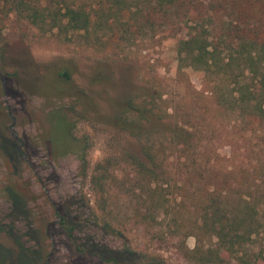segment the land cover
I'll return each mask as SVG.
<instances>
[{
  "label": "rangeland",
  "instance_id": "1",
  "mask_svg": "<svg viewBox=\"0 0 264 264\" xmlns=\"http://www.w3.org/2000/svg\"><path fill=\"white\" fill-rule=\"evenodd\" d=\"M96 1L0 0V264H94L84 252L96 245L113 253L130 249L164 264H205L197 259L221 248L220 241L199 229L186 236L193 216L187 211L175 222L179 198L168 203L170 215L152 226L138 218L141 176L130 156L142 157L145 139H132L118 126L119 118L129 117L123 103L131 93L140 98L146 84L161 82L172 107L187 95L189 105L180 117L195 134L200 161L216 170L248 163L261 174L264 134L246 130L231 109L198 95L199 73L177 77V37L147 24L139 11L114 24L111 13L100 11L82 28L70 25L65 5ZM262 9L264 4H257L255 13ZM61 121L66 127L62 144L56 139ZM149 140L166 147L156 160L170 181L169 199L178 192L177 181L190 193L192 176L179 179L170 142L157 135ZM100 164L107 171L99 170ZM94 176L104 180L98 183ZM16 195L23 200L18 206L11 200ZM58 212L80 222L75 244ZM253 229L257 232L244 246L223 254L218 264H264V215Z\"/></svg>",
  "mask_w": 264,
  "mask_h": 264
},
{
  "label": "trees",
  "instance_id": "2",
  "mask_svg": "<svg viewBox=\"0 0 264 264\" xmlns=\"http://www.w3.org/2000/svg\"><path fill=\"white\" fill-rule=\"evenodd\" d=\"M260 3L264 4V0H98L89 6L67 4L64 16L78 29L90 24V18L100 11L111 13L113 24L134 14V9L139 11L147 24L159 25L177 37L176 76L185 78L191 72L199 73L201 87H194L198 95L221 109H231L237 114L239 123L247 125L246 130L262 135L264 9L255 13ZM62 77L68 80L69 75L65 72ZM163 83L157 86L146 84L141 100L137 94L131 93L123 103V113L129 117L119 118L117 123L130 138L145 139L141 142L142 157L130 156V165L137 176H141L138 178L141 206L137 216L142 224L152 226L161 215H170L168 203L179 198V209L173 217L175 222L178 223L179 216H184L187 211L193 216L192 226L185 228L186 236L193 234L191 230L199 229L210 232L220 241L221 248L205 251L203 253L208 257L197 260L218 264L223 254H236L244 246L245 239L257 232L253 226L264 215V188H258L264 186V171L260 174L259 167L251 168L248 163L227 167L223 171L216 170L210 163L203 164L198 158L195 134L180 117L181 110L189 105V98L185 95L178 107H172ZM180 84H176L178 89ZM56 131L59 133L56 139L62 144L66 138L63 121L56 125ZM153 135L173 146L179 179L186 173L192 176L190 193L177 181L176 185H180L178 192L172 193V199H169L165 188L170 181L164 166L156 160L160 153L165 156L166 147L163 143L160 146L150 143ZM16 151L19 156L23 155L21 147ZM261 159L264 160V154ZM97 168L107 171L102 164ZM95 180L99 183L104 179L94 176ZM6 193L10 196L11 191L6 190ZM14 199H17L16 206L23 201L18 195L11 198ZM186 200L191 201V206H185ZM57 214L67 231L68 240L75 244L80 222H75L69 214ZM105 228L115 232L109 223H105ZM0 250L4 251L1 247ZM84 255L94 264H164L158 259L147 260L130 249L113 253L101 245L87 249Z\"/></svg>",
  "mask_w": 264,
  "mask_h": 264
},
{
  "label": "water",
  "instance_id": "3",
  "mask_svg": "<svg viewBox=\"0 0 264 264\" xmlns=\"http://www.w3.org/2000/svg\"><path fill=\"white\" fill-rule=\"evenodd\" d=\"M12 126H13V127L15 126V125H14V122H13Z\"/></svg>",
  "mask_w": 264,
  "mask_h": 264
}]
</instances>
